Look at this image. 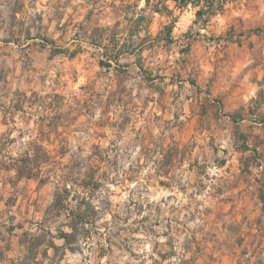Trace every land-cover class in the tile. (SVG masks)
<instances>
[{"label": "clouds", "instance_id": "1", "mask_svg": "<svg viewBox=\"0 0 264 264\" xmlns=\"http://www.w3.org/2000/svg\"><path fill=\"white\" fill-rule=\"evenodd\" d=\"M0 264H264V0H0Z\"/></svg>", "mask_w": 264, "mask_h": 264}]
</instances>
